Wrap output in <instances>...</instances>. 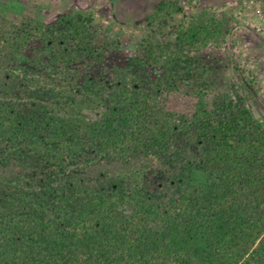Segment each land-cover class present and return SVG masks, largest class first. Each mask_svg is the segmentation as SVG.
Segmentation results:
<instances>
[{"label":"trees","instance_id":"trees-1","mask_svg":"<svg viewBox=\"0 0 264 264\" xmlns=\"http://www.w3.org/2000/svg\"><path fill=\"white\" fill-rule=\"evenodd\" d=\"M95 21L0 14V264H264L255 83L201 76L228 20L165 0L118 71Z\"/></svg>","mask_w":264,"mask_h":264},{"label":"rangeland","instance_id":"rangeland-1","mask_svg":"<svg viewBox=\"0 0 264 264\" xmlns=\"http://www.w3.org/2000/svg\"><path fill=\"white\" fill-rule=\"evenodd\" d=\"M163 1L0 0V14L15 23L32 19L54 26L74 22L79 13H93L98 41L109 51L112 71H118L131 65L142 38L150 33L145 20ZM178 1L189 15L208 11L228 20L231 27L228 38L200 55L201 76L215 79L222 90L234 83L241 88L242 83L249 85L254 81L255 89L242 91L252 99L255 116L264 119V0ZM101 69L94 68L93 75ZM187 91L185 88L173 95L170 102L173 111L192 113L195 101Z\"/></svg>","mask_w":264,"mask_h":264}]
</instances>
